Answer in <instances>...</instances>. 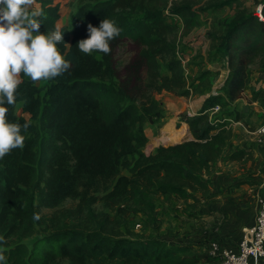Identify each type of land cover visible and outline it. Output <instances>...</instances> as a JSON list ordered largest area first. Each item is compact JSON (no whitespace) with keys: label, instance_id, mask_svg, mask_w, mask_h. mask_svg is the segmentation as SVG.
Listing matches in <instances>:
<instances>
[{"label":"trees","instance_id":"trees-1","mask_svg":"<svg viewBox=\"0 0 264 264\" xmlns=\"http://www.w3.org/2000/svg\"><path fill=\"white\" fill-rule=\"evenodd\" d=\"M34 1L41 10L40 31H64L57 47L69 67L40 86L21 73L16 103L8 106L10 121H28L30 127L22 130L24 146L0 158V251L6 264H194L184 254L186 247L157 236L123 235L111 227L107 214L96 219L89 206L102 201L113 209L130 200L152 213L157 195L196 202L195 193L208 194L204 177L230 138V130L212 120L209 109L218 104L222 110L246 86L249 72L241 58L264 55V0L263 19L237 10L219 37L228 73L220 93L208 95L201 110L180 113L191 138L159 144L148 153L144 124L162 117L155 95L191 94L166 17L177 16L187 34L197 22L193 5L198 0H82L70 24L61 26L59 2ZM104 18L121 29L110 51L82 53L77 41L88 36V23L98 26ZM122 44L133 54L119 65L115 52ZM17 103L29 118L16 114ZM244 155L234 149L228 159ZM67 199L78 201L73 211L60 209ZM42 209L52 212L45 215ZM84 210L89 223L63 225ZM33 235L38 236L30 245L24 242Z\"/></svg>","mask_w":264,"mask_h":264},{"label":"rangeland","instance_id":"rangeland-1","mask_svg":"<svg viewBox=\"0 0 264 264\" xmlns=\"http://www.w3.org/2000/svg\"><path fill=\"white\" fill-rule=\"evenodd\" d=\"M262 6L263 0H198L193 5L197 11L196 25L185 35L182 34V23L177 16L166 17L167 22L174 27L170 38L177 44L178 55L182 58L187 86L191 89V94L185 97L162 91L155 95L160 102L162 117L144 124V131L148 137L144 147L146 153L159 144L175 143L191 138L187 124L179 119L180 113L194 115L201 110L206 97L222 87L228 73L226 60L221 56L223 46L220 44L219 37L225 32L227 24L237 10L253 12L257 15L258 11L261 12ZM132 54V47L122 44L116 49L115 58L121 65L127 62ZM241 62H244V69L249 72L246 86L222 110L209 113L212 120L230 130L226 147H229L230 151L234 149L245 151L242 159H228L225 163L222 172L226 174V179L220 185L223 190L218 192L210 187L208 194L204 196L195 193L200 199L196 202L191 198L185 201L178 195H173L169 200L157 195L152 213L145 211L143 213L130 200H124L113 209H108L102 201H97L89 206L90 212L96 219L100 218V213L107 214L111 227L123 235L157 236L170 243L186 247L184 254L192 259L194 264H212L208 257V240L205 236L212 230L211 225L214 222L207 221L206 218L218 210L220 203H233L235 188L245 183L253 184L254 180L261 179V174L264 172V162H261L264 157V145L261 147L256 144L254 134L257 126L264 122V55L256 56L251 60L241 58ZM43 83V80L36 82L39 86ZM15 112L29 118L27 113L21 111L20 103L16 104ZM168 130L171 132L184 130L185 132L175 141L159 140V137L164 133L167 134ZM225 153L228 154L227 150H224L223 155ZM219 167V165L213 166L210 173ZM77 202V200L67 199L60 209L70 208L73 211ZM242 203L244 208L249 209L253 206V213L255 212L254 198L252 200L249 198ZM204 205L208 206L204 207ZM51 212L52 210L42 209L45 215ZM217 218L218 215H215V220ZM79 222L89 223L86 210L81 215L73 213L63 221V225L72 226ZM37 236L33 235L24 242L30 245ZM53 264H67V261H56Z\"/></svg>","mask_w":264,"mask_h":264},{"label":"clouds","instance_id":"clouds-1","mask_svg":"<svg viewBox=\"0 0 264 264\" xmlns=\"http://www.w3.org/2000/svg\"><path fill=\"white\" fill-rule=\"evenodd\" d=\"M34 0H0V158L11 149L24 146L25 135L30 123L23 124L7 118L9 105L16 103V90L21 82V73L32 81L48 80L64 73L69 61L58 50L63 42L59 27L40 31L38 19L41 10L33 8ZM88 36L77 41L78 49L84 54L94 51L108 53L110 41L121 32L111 18L100 20L98 26L87 25ZM39 213L33 214L38 220ZM3 237H0V243ZM7 257L0 251V264Z\"/></svg>","mask_w":264,"mask_h":264},{"label":"crops","instance_id":"crops-1","mask_svg":"<svg viewBox=\"0 0 264 264\" xmlns=\"http://www.w3.org/2000/svg\"><path fill=\"white\" fill-rule=\"evenodd\" d=\"M53 1L59 2L60 4V18L57 21V25L61 26L68 25L70 23L72 14L76 10L79 1L82 0ZM34 3L35 4L33 5V8L38 9L39 4L35 1ZM259 146L262 147V145ZM228 148L229 147L225 148V151L227 150L228 154L225 153L213 163V166L219 165V169H214V171H212L208 177H205V179L209 183V186L212 187L211 189L218 192H221V190H223L222 188H220V185L226 179V174H224L222 170L225 168V163L227 162L228 155L231 152ZM225 159L226 161H224ZM261 162H264V157L261 159ZM250 179H252V177H250ZM263 182L264 172H262L261 174V179L254 180L253 184L245 183L242 184L241 187L235 188V197L232 201L233 203H220L218 205V210L213 214L211 213V216H208L206 218L207 221L211 220L212 222H214L211 225L212 230H210V232L205 236L208 240L207 247L209 245V242L211 241H216L221 247L233 246L240 240L242 233L252 227L254 219L253 206H251L249 209L248 207L244 208V204L242 203V201H247L249 198L252 200V198H254L255 190L259 186H261ZM237 200H239L240 202H238ZM206 206L208 205H204V207ZM215 215H218L217 220H215ZM208 257L210 258L211 263L215 264L214 258H212L209 254Z\"/></svg>","mask_w":264,"mask_h":264},{"label":"built area","instance_id":"built-area-1","mask_svg":"<svg viewBox=\"0 0 264 264\" xmlns=\"http://www.w3.org/2000/svg\"><path fill=\"white\" fill-rule=\"evenodd\" d=\"M257 16L263 19L260 11ZM218 92L216 89L212 94ZM219 109L220 106L215 104L209 110L216 113ZM254 134L256 144L263 146L264 122L257 126ZM254 201L253 225L242 233L237 244L221 247L216 241L209 242L208 254L214 258L215 264H264V182L255 190Z\"/></svg>","mask_w":264,"mask_h":264},{"label":"bare ground","instance_id":"bare-ground-1","mask_svg":"<svg viewBox=\"0 0 264 264\" xmlns=\"http://www.w3.org/2000/svg\"><path fill=\"white\" fill-rule=\"evenodd\" d=\"M184 125H185V128H184V130H185L186 124L184 123ZM184 130L181 132H179V131H172L171 132L168 130V132H166L167 134L164 133L162 136L159 137V140H161L162 142H166V141H170V140L175 141V140L179 139L180 137H182V135H184V132H185Z\"/></svg>","mask_w":264,"mask_h":264}]
</instances>
